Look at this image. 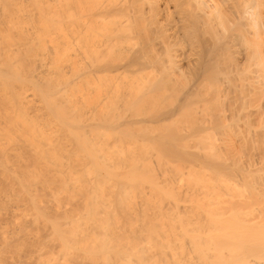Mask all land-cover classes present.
Masks as SVG:
<instances>
[{
	"label": "bare ground",
	"instance_id": "bare-ground-1",
	"mask_svg": "<svg viewBox=\"0 0 264 264\" xmlns=\"http://www.w3.org/2000/svg\"><path fill=\"white\" fill-rule=\"evenodd\" d=\"M241 2L0 0V226L23 215L0 245L43 233L71 264H264V33L223 34ZM141 188L156 210L134 219Z\"/></svg>",
	"mask_w": 264,
	"mask_h": 264
},
{
	"label": "rangeland",
	"instance_id": "rangeland-1",
	"mask_svg": "<svg viewBox=\"0 0 264 264\" xmlns=\"http://www.w3.org/2000/svg\"><path fill=\"white\" fill-rule=\"evenodd\" d=\"M75 131H76V130H75ZM76 132H77V131H76ZM111 140H112L111 138L107 137V138H105V139L100 140V142L102 141L101 143H104L105 141H111ZM101 153H104V151H99V154H101ZM165 160H166V161H165ZM165 160H164L163 167H160L161 165L159 166V165L157 164V166L160 167V169H161V168H162V169H163V168H168V167H167V166L169 165L168 162H170V161H167V159H165ZM165 162H166V163H165ZM165 164H167V165H165ZM170 164H171V166L174 168V169H173V168H172V169L170 168V169L173 170V171L175 172V171H176V169H175V168H176L175 162H174V163H173V162H170ZM152 165L155 167V166H156V163H153ZM164 165H165V167H164ZM174 165H175V167H174ZM157 166L155 167V171H156V173L159 175L160 170L157 169V168H158ZM171 166H170V167H171ZM141 168H143V170H145L144 167H141ZM156 169H157V170H156ZM170 169H169V170L166 169V171H167V170H168V171H171ZM158 171H159V172H158ZM166 171H165V172H166ZM162 173H164V171H162ZM166 173H167V172H166ZM160 175H161V173H160ZM160 175H159V176H160ZM173 175H174V174H173ZM175 175H176V174H175ZM170 176H172V175L170 174L167 178L169 179V181H172V179H171ZM169 177H170V178H169ZM174 178H175V180H176V176H175ZM174 178H173V179H174ZM170 179H171V180H170ZM144 185H145V184H144ZM140 190L143 191L142 194H141V195L139 194V197L136 198L135 196H138V194L136 193V195H134V197H132V199L130 200V202L132 201L131 204H130L132 208H130L129 216L132 215V217H133L134 219H135L136 217H138V216L135 215V214H137L136 212H140L139 209H141V208H143L144 212L147 211V209L149 208L150 210H148V212H149L150 214H151L153 211L156 210V207H155V206L150 205L151 203L156 202V200H153L152 197H150L149 195H146L147 192H145L146 190H144L143 188H141ZM141 191H139V192H141ZM143 193H144V194H143ZM49 196L52 197V195H49ZM55 197H56V196H54V198H55ZM140 197H141V198H140ZM48 198H49V197L47 196V197H46L47 204L45 203L46 206H48V204H49ZM54 198L52 197V200H51L52 203L49 204L50 207H51V205L54 203V200H55V201L58 200V202H60V203H58L56 206H55L56 203H54L53 206H55V207H57L58 205H60L61 207H63V205H64V207H65V206H66V207H70V206H71V202H73L72 200H69L68 197H66V198L64 199L65 201L62 200V199L60 200V199H57V198L54 199ZM38 199H39V198H38ZM50 199H51V198H49V200H50ZM53 199H54V200H53ZM75 199H76V198H75ZM75 199H74V200H75ZM39 200H40V199H39ZM43 200H44V202H46V200H45L44 197H43ZM43 200H40L41 203H42V205H41L42 207H43V202H42ZM51 201H50V202H51ZM61 201H62V203H61ZM64 202H65V203H64ZM63 203H64V204H63ZM135 203H136V204H135ZM61 204H63V205H61ZM46 206H45V207H46ZM60 206L58 207L59 209H61ZM45 207H44V208H45ZM20 208H21V207H20ZM58 208H57V209H58ZM134 209H135V211L138 210V211L135 212V214H133V213H134V211H133ZM21 210H22V208H21ZM46 210H47V209H46ZM34 211H35V210H34ZM3 212H4V210L1 212L2 220H3V218L6 219V216L4 217L5 212H4V213H3ZM16 212H17V213H18V212H19V213H22L23 211L21 212L20 209H19V210L16 211ZM31 212H33V211H31ZM19 213H18V214H19ZM34 213H36V212H34ZM23 214H24V213H23ZM26 215H27V214H26ZM35 215H36V214H32V215H31L30 212H29V214H28V216H29V217H28L29 220L31 219L30 216L32 217L33 220H35ZM9 216H10V215H9ZM22 216H23V215H21V214H20V215H17V216H13V217L11 216V217L14 218V219H12V220L9 219V222H8V223H7L5 220H4V223H2V221H1L2 225L4 224L3 226H4L5 231H9L8 229L11 230V229L13 228V226H14L15 224H17V221H18V223L23 222V220H22ZM15 217H16V218H15ZM25 217H27V216H25ZM25 217H24L23 219H27V218H25ZM0 218H1V216H0ZM9 218H10V217H9ZM138 218H139V217H138ZM136 219H137V218H136ZM147 219H148V218H147ZM6 220H8V218H7ZM40 220H41V219H40ZM10 221H12L11 224H10ZM13 221H14V222H13ZM15 221H16V222H15ZM31 221H32V220H31ZM29 222H30V221H29ZM29 222H28V223H29ZM33 223H34L35 225H37V227H38V228L36 229V226L33 225L34 228L37 230L36 232H37V235H38V234L40 233V232L38 233V230L41 229V226H42V225H41V222L39 223L38 221H36L37 224H36L35 222H33ZM45 223H46V222H45ZM30 224L32 225V222L29 223L28 225H30ZM42 224H43V226H44V221H43V219H42ZM2 225L0 226V230H1V228H2ZM31 225H30V226H31ZM47 225H48V224H47ZM30 226H29V228H30ZM43 226H42V229H43ZM6 227H7L8 229H6ZM47 227H48V226H47ZM47 227H46V228H47ZM29 228L27 227V229H29ZM4 229L2 228V232H1V233L4 232ZM27 229H26V230H27ZM35 229H33V227H32V229L30 228V231L35 232V231H34ZM44 229H45V226H44ZM44 229H43V231H44ZM30 231L28 230V231H21V232H22V233H24V232H25V233H26V232L29 233ZM39 231H42V230H39ZM43 231H42V232H43ZM21 232H19V234H20ZM36 232H35V233H36ZM44 232H45V231H44ZM28 233H27V234H28ZM35 233H33V235H31V236H33L32 239H36V236H37V235H36ZM29 234H31V232H30ZM34 234H35V235H34ZM20 235H21V234H20ZM40 235L42 236L43 233L39 234L37 237L39 238ZM24 236H26V235H24ZM41 236H40V240H39V239H36V241L33 240V241H35V243L32 242L31 240H29V238H30V235H29L28 238H27V240H24V239H26L27 236H26L25 238H23L24 242L21 241V239H22V238H21L20 241H19V240H18V241H15L16 244H13V246H12V244H7V246H9L8 249H9L10 247H13V248H14V249H12V251H9V252H12V254H15V255H16V256L14 255L15 257H13V259H10V258H12V256H10V255H12V254L9 255V252H8V254H6L8 250L5 251L6 253L4 252V249L7 247V246H5L6 244H5V245H4V244H1L0 246H5V248L2 247V252H3V254L5 253L4 255H9V258H8L7 256H6V258H5V256H4V258L1 260V264H4V262H5V264H7V263H8V264H14V263H15V264H20L22 261H23V262L25 261L24 264H38L39 262H41V261L38 262V260H42L41 264H44L43 261H44L45 259H42V258H47V255H45V254H48V258H52V259H53V258L57 257V256H55V253H56V255H58V257H60V258L58 259V261L60 260V263H61V264H68V263H70V262L72 263V260H71V261L69 260V261H70V262H69L67 259L63 258V254H62V252L60 251V247H59L60 245L58 246V244H52L51 241L49 240V237H43V238H42ZM43 236H44V235H43ZM17 237H18V236H17ZM17 237H16V238H17ZM20 237H21V236H20ZM20 237H19V238H20ZM22 237H23V236H22ZM30 239H31V238H30ZM37 240H38V241H37ZM25 241H27V242H25ZM28 241H31V242L29 243ZM21 242L25 243V244L23 245V247H21L22 251L25 250V252L23 251L25 255L23 254V255H24V257H23L22 252H21V250H20V251H19V255H22V257H20L19 255H18V257H17L16 252L18 251L19 247L21 246ZM38 242H39V243H38ZM19 243H20V244H19ZM23 243H22V244H23ZM27 244H28V245H27ZM29 244H30V245H29ZM36 246H38L39 248H40V247L42 248V250H41V249H40V250H41V252L44 254L43 257H42V255L40 256V255L37 253L39 250L37 251V248H38V247H36ZM42 246H43V247L46 246V248L43 249ZM16 247H18L17 251H16ZM3 248H4V249H3ZM10 249H11V248H10ZM29 251H30V252H29ZM36 251H37V252H36ZM44 251H45V253H44ZM47 251H48V252H47ZM13 252H14V253H13ZM20 252H21V254H20ZM26 252H27V253H26ZM35 252L37 253V255H39V257H38L39 259L37 258V255L35 254ZM46 252H47V253H46ZM53 252H54V253H53ZM30 253H32V254H30ZM51 253H52V254H51ZM28 254H29V255H28ZM32 255L36 256L35 258H36V260H37V259H38V260L35 261V258H34V256H32ZM50 255H51V256H50ZM44 256H45V257H44ZM40 257H41V258H40ZM14 258H16L18 261L15 262L16 259H14ZM18 258H19V259H18ZM21 258L24 259V260H22ZM25 259H26V260H25ZM71 259H73V264L75 263V261H76L77 264H78V261L80 262V264H82L84 261H86V260L84 259V261L82 262V261H81L82 258H78V257L71 258ZM157 259H158V258H157ZM10 260H11V261H10ZM49 260H50V259H49ZM49 260H48V259L46 260V262H47L48 264H50L51 261H52V260H51V261H49ZM19 261H21V262H19ZM26 261H27V263H26ZM87 261H88V260H87ZM37 262H38V263H37ZM44 262H45V261H44ZM46 262H45V263H46ZM81 262H82V263H81ZM89 262H90V261H89ZM71 263H70V264H71ZM21 264H22V263H21ZM39 264H40V263H39ZM84 264H89V263H88V262H85ZM90 264H92V263H90Z\"/></svg>",
	"mask_w": 264,
	"mask_h": 264
},
{
	"label": "clouds",
	"instance_id": "clouds-1",
	"mask_svg": "<svg viewBox=\"0 0 264 264\" xmlns=\"http://www.w3.org/2000/svg\"><path fill=\"white\" fill-rule=\"evenodd\" d=\"M216 16L223 20L219 7L216 9ZM241 25L251 34L264 33V0H242L239 19L227 23L223 34L226 36Z\"/></svg>",
	"mask_w": 264,
	"mask_h": 264
}]
</instances>
